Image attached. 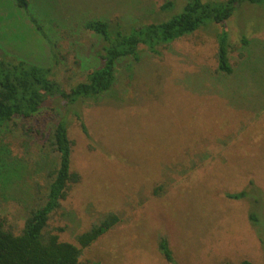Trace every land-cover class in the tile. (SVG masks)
<instances>
[{
	"label": "rangeland",
	"instance_id": "1",
	"mask_svg": "<svg viewBox=\"0 0 264 264\" xmlns=\"http://www.w3.org/2000/svg\"><path fill=\"white\" fill-rule=\"evenodd\" d=\"M29 1L49 40L14 0H0V52L51 68L70 87L99 64L91 47L97 39L83 23H146L170 0ZM173 1L176 12L186 3ZM222 28H202L160 56L141 47L139 62L121 61L113 89L77 107L87 133L69 115L72 170L81 180L49 230L77 245V235L102 216L120 219L83 251L82 264H264V232L249 222L250 202L227 197L253 182L264 203V5L243 4L224 26L230 76L217 72ZM19 123L0 138L1 154L17 163L9 185L0 179V216L16 233L39 204L53 164L38 123ZM258 217L264 221V211Z\"/></svg>",
	"mask_w": 264,
	"mask_h": 264
},
{
	"label": "trees",
	"instance_id": "2",
	"mask_svg": "<svg viewBox=\"0 0 264 264\" xmlns=\"http://www.w3.org/2000/svg\"><path fill=\"white\" fill-rule=\"evenodd\" d=\"M13 1V0H12ZM181 11L176 12L175 1L170 0L153 10L149 16L154 20L126 21L121 18L89 19L83 23L86 32L97 40L91 45L99 64L86 72L84 80L68 87L58 79L53 69L36 65L24 59L14 58L0 52V138L11 126L18 123L24 128L37 122L43 132L48 154L53 158L52 167L44 175L46 189L40 187L39 204L26 213L23 227L16 233L5 217L0 216V264H82L83 251L112 230L120 219L115 213L102 216L89 230L77 235V245L61 241L58 234L49 230L51 217L61 208L69 191L80 183V175L72 170L73 142L70 141L69 115L76 117L82 131L87 133L80 105L98 103L114 87L118 77V66L125 59L139 62L141 47L154 55L184 37L202 28L221 25L217 34L218 73L230 76L234 67L230 61L232 43L225 24L243 4L264 5V0H221L204 2L186 0ZM15 6L25 10L29 22L49 40L39 16L31 14L29 0H14ZM176 9V10H175ZM169 13H171L169 15ZM158 17L156 19V15ZM244 44L248 41L243 40ZM47 123V125H45ZM34 127V126H33ZM0 179L9 185L17 176L14 164L8 156L1 154ZM228 199L247 200L251 204L249 222L260 236L264 232V221L258 213L264 211L262 193L250 182L249 187L238 193L228 194ZM63 232V229H58ZM160 248L167 260L172 261L167 242ZM232 264V263H223ZM239 264H253L243 261Z\"/></svg>",
	"mask_w": 264,
	"mask_h": 264
}]
</instances>
